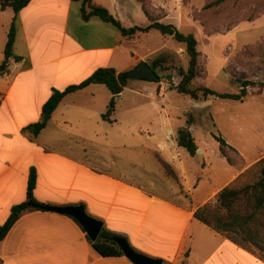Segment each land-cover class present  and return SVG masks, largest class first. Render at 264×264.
I'll list each match as a JSON object with an SVG mask.
<instances>
[{"label":"crops","instance_id":"1","mask_svg":"<svg viewBox=\"0 0 264 264\" xmlns=\"http://www.w3.org/2000/svg\"><path fill=\"white\" fill-rule=\"evenodd\" d=\"M95 2L107 7L125 27H133L125 25L127 13L119 1ZM82 4L31 0L17 15L14 55L0 71V223L9 219L14 206L28 200L35 169L34 205H84L104 222V228L128 239L138 252L163 259V264H264L195 217L196 210L215 199L237 170L219 185L194 170L189 156L198 153L193 156L178 143L179 130L193 131L192 124L173 128L171 117L160 114L156 120L164 133L155 134L156 141H151L152 133L144 131L143 119L136 113L132 115L137 122L120 123L116 129L112 127L116 115L114 122L102 117L112 92L105 84L93 83L68 94L48 120L45 116L47 125L38 136L27 130L44 118L43 106L54 89L78 84L101 67L127 71L149 57L132 49L142 32L125 36L98 17L84 20ZM9 9L13 10L0 9L9 14L6 27L16 16ZM180 48L182 56L186 50ZM4 51L1 48L0 65ZM16 55L22 59L17 61ZM163 78L172 89L169 79ZM198 147L205 155V149ZM112 150L130 152L137 162L108 160L103 152ZM157 154L170 165L177 182L165 176ZM0 264L135 263L126 255L102 256L70 215L43 209L27 211L17 220L0 242Z\"/></svg>","mask_w":264,"mask_h":264},{"label":"rangeland","instance_id":"2","mask_svg":"<svg viewBox=\"0 0 264 264\" xmlns=\"http://www.w3.org/2000/svg\"><path fill=\"white\" fill-rule=\"evenodd\" d=\"M104 1L112 4L113 0ZM116 1L127 13L123 19L126 26L145 27L150 24L143 5L154 18L168 17L160 21L175 24L183 33H193L197 37L200 56L194 87L205 85L220 92L240 93L241 81H255L256 85L248 87L244 102L205 97L202 92L196 100L180 93L174 87L182 78L180 70H187L189 66L186 45L157 29H151L139 34L136 44L132 46L133 52L149 53V64L159 57H165L166 62L163 61L157 71L169 79L173 88L167 85L164 78L159 83L129 80V89L116 107L117 123L112 127L118 129L120 123L137 122L132 115L137 113L143 119L140 124L144 131L152 133L150 139L156 141L155 134L161 136L164 133V127L159 126L156 120L160 114L171 117L173 128L180 124L188 126L193 118L192 133L197 144L205 149V155L198 152L195 157L189 156L194 170L206 180L211 178L215 185H219L235 170L237 173L228 184L251 180V175L246 174L247 170L264 158V87L260 85L264 83V0ZM9 13L15 11L9 9ZM8 17V12H0V50L6 47L4 39L8 38L10 30V27H6ZM180 47L186 50L182 56L179 53L184 50ZM159 87L161 90L158 92ZM131 89L140 93L136 94ZM157 95L162 98L161 101H156ZM216 135L227 141L224 150L228 159L222 155L221 143ZM103 155L108 160L118 157L128 163L137 162L130 152L112 150L103 152ZM156 156L165 176L177 182L175 172L162 163L158 154Z\"/></svg>","mask_w":264,"mask_h":264},{"label":"trees","instance_id":"3","mask_svg":"<svg viewBox=\"0 0 264 264\" xmlns=\"http://www.w3.org/2000/svg\"><path fill=\"white\" fill-rule=\"evenodd\" d=\"M30 1L31 0H0L1 10H6L11 7L16 14L8 33V42L4 51L5 60L3 64L0 65V71L6 69L9 59L14 55L13 50L17 34V15ZM72 1H82L81 14L84 20L98 17L116 26L125 36H133L138 32H148L151 29H157L162 34L172 36L179 43L185 44L190 57L189 66L187 70H180L182 78L178 85H176L177 90L184 95H190L193 99L197 100L200 97V92H202L205 97L215 96L217 98L233 99L244 102L248 96V87L256 85L255 81H241L240 93L220 92L205 85L194 87L198 75L200 51L198 49V39L193 33L185 34L174 24H165L161 22L159 19L154 18L146 9L151 23L145 27L133 26L127 28L107 7L97 4L95 0ZM224 1L226 0H218V2ZM15 58L17 61L22 59V57L18 55H16ZM165 60V57L157 58L152 63V67L157 71V68ZM158 74L162 78L164 77L159 72ZM93 83L105 84L112 92L107 111L102 117L106 121L114 122L118 97L128 86L129 80L124 77V72H118L114 67H101L78 84L70 85L64 90L54 89L52 96L43 106L44 118L29 125L27 130L30 131L33 136H38L47 125L45 116H51L68 94L82 90ZM260 85L264 87V83H260ZM189 122L192 124L193 118H191ZM215 137L221 143V153L227 157L223 147L227 145V141L217 135ZM178 143L180 146L185 147L191 155L195 156L198 153L199 147L196 138L189 127L179 130ZM162 163L172 170L168 163L163 160ZM172 172L174 171L172 170ZM246 174L251 175L252 179L244 183L236 182L226 185L218 192L213 201L206 203L196 210L195 217L264 260V158L254 164L253 167L249 168ZM36 183L37 174L36 170L33 169L29 180L28 200L14 206L9 219L5 223H0V242L6 238L9 231L22 214L32 210H43L34 205V203L37 202L34 197ZM72 218L77 221L74 217ZM117 237L123 236L103 228L96 240H92L89 236L88 239L102 256L125 255L115 240Z\"/></svg>","mask_w":264,"mask_h":264},{"label":"water","instance_id":"4","mask_svg":"<svg viewBox=\"0 0 264 264\" xmlns=\"http://www.w3.org/2000/svg\"><path fill=\"white\" fill-rule=\"evenodd\" d=\"M124 77L128 80H141L148 82L159 83L162 77L147 61H140L135 67L124 72ZM50 116H46L48 120ZM201 153V150H198ZM44 210L54 211L62 214H67L74 217L86 230L88 236L92 240H96L104 228V222L88 213L84 205H48L35 204ZM116 242L123 250L124 254L135 264H163L164 260L154 258L146 254L138 252L124 237H117Z\"/></svg>","mask_w":264,"mask_h":264}]
</instances>
